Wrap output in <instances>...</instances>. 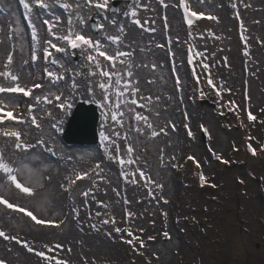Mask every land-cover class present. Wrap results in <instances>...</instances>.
I'll use <instances>...</instances> for the list:
<instances>
[{
  "label": "rangeland",
  "instance_id": "rangeland-1",
  "mask_svg": "<svg viewBox=\"0 0 264 264\" xmlns=\"http://www.w3.org/2000/svg\"><path fill=\"white\" fill-rule=\"evenodd\" d=\"M191 2L201 6L205 15L216 19L223 16L232 21L237 12L235 0ZM133 3L134 0L123 1L124 8L107 13L101 22L124 19L128 24L140 26L130 11ZM151 4L154 18L164 19L161 13L167 7L170 17L169 24L158 22L159 19L150 20L148 24L152 28L151 37L157 40L153 51L154 66L160 72L158 79L163 86L160 102L156 104L165 107L163 113L155 115V128L148 138L158 142L153 148L154 157L160 154L158 159L154 158L158 163H143L129 179L126 178L129 160L122 164V159L105 147L100 135L98 147L67 146L60 140L59 135L75 102L84 100L97 104L95 95L87 83L83 84L82 92H72L76 81L64 71L69 68L68 63L77 67L80 60L75 63L73 58L68 61L62 57L64 54H57L49 69H30L35 66L34 61L40 62L39 53L45 46L34 52L32 28L15 14L9 33L24 56V67L29 63L30 68L27 75L23 73L19 90L5 92L16 98L15 103L0 100V104L14 115L4 131L21 133L26 142L34 143L35 148L38 141L47 142L53 150L36 148L32 151L33 156L29 154L15 162L17 175H14L19 186L36 197L34 202H22L24 207L34 211V223L26 217L18 218L8 210L0 212L3 218H0L1 263L34 264V259L37 264H264V162L250 169L245 162L237 160L238 139L229 135L228 126L218 123L214 113L199 110V105L209 108L213 105L204 99L194 100L191 95L190 79L183 61V39L173 15L175 0H151ZM263 6L264 0H251L253 19L260 20L259 16H264ZM86 26L92 39L102 30V24H95L96 31L92 30L90 20ZM263 33L264 20L254 29L251 40L261 38ZM59 39L56 37L52 43L57 45ZM103 45L109 47L106 41ZM49 46L50 43L46 48ZM253 56L254 63L249 69L251 94L258 92L260 100L252 97L248 105L249 113L257 118L264 106L260 89L264 85V41L254 49ZM224 68L217 79L224 93L229 95L245 69H241L240 64L238 74L228 76ZM32 87L37 89V97L23 99L21 92ZM62 91L67 94V103L60 105ZM95 91L98 93L100 89L95 88ZM199 121L205 125L203 129H207L208 134L200 131ZM126 133L128 141L134 139L130 129ZM258 135H262L261 130ZM166 138H173L174 152L164 155L160 144ZM254 143L252 145L256 146L264 142ZM182 157H191L199 164L209 186L201 190L196 188L190 172L183 167L185 159ZM66 172L73 175L68 179L71 188L63 194L61 187L54 188L51 182L61 180L55 177L62 178ZM104 186L118 194L116 197L121 204L118 207L117 203L111 204L114 206L103 214L97 189ZM132 189H136L137 194L129 195L131 199L140 196L141 202L134 210L131 208L134 219L140 222L139 226L133 225L134 231L130 234L132 242L136 243L135 251L130 252L131 246L125 248V244L117 241L108 242L102 251L101 243L106 244L102 239V228L110 225L108 228L112 230L109 232L114 234L117 218L119 222H127L131 199L128 197L129 204L124 199ZM33 229L51 234L46 243L37 244L24 234H34ZM164 231L169 233V238H165ZM45 250L56 256L48 257Z\"/></svg>",
  "mask_w": 264,
  "mask_h": 264
},
{
  "label": "bare ground",
  "instance_id": "bare-ground-1",
  "mask_svg": "<svg viewBox=\"0 0 264 264\" xmlns=\"http://www.w3.org/2000/svg\"><path fill=\"white\" fill-rule=\"evenodd\" d=\"M235 2L237 12L232 21L223 16L217 19L214 16L208 17L202 13L201 6L190 0H185V5L194 12L202 13V19L199 22L194 23L190 28H184L177 10V0H175L173 15L179 24L184 44L183 49L185 46H189L193 52V67L197 80L196 84L192 80L189 82L193 99L201 98L212 103V108L199 105V110L214 113L216 119H219L218 123L228 126L229 135L237 138L240 142L237 160L245 162L250 169H253L256 165L264 162V153L259 151L264 143L252 145L255 144V141L264 142V106L260 116L258 115L255 119L254 116L250 117V122L245 121L244 116L248 112V103L252 97L260 100L258 92L251 94L249 69L254 63V49H257L259 44L264 41V33L261 38L251 40L254 29L259 26V22L264 20V16H259L260 20L252 18L251 0H235ZM96 3L103 4L104 9L96 10ZM122 5L120 1L116 5V10L125 7ZM150 7L153 8L151 0H134L130 11L141 25L135 26L132 23V26L124 19L119 21L108 19L101 22L102 18L109 13V0H0V100L15 103L16 98L5 92L19 90L23 84V73L29 72L30 68L29 63H27L28 67H24L26 65L24 56L19 51L18 44L8 29L13 25L15 14H17L22 23L28 24L32 28L31 41L35 53H37L36 49L43 45L46 46L49 43L56 45L52 42L56 37H60L56 48L52 49V56L47 61L48 65L41 62L40 56V62L37 64L34 61L33 65L35 64V66L30 69L35 71L49 69V65L53 64L57 53L64 54L62 57L67 58L68 61L75 55L81 57V63L77 67L68 63L69 68L64 72L76 81L74 85L76 88L72 92L77 94L82 92L84 83H87L93 91L100 111L96 123V135H100L105 147L109 148L116 157L122 159V164H126L129 160L131 165L127 166L128 176L126 178L129 179L134 171L137 173L143 163L147 164L151 161L158 163V160L155 161L154 158L158 159L160 152L154 157L155 150H153L158 142L149 140L148 135L155 128L153 124L155 115L161 111L163 113L165 107L163 104H156L160 102L163 86L158 79L160 72L154 66L153 51L157 40H153L151 37L152 28L148 24L150 20L156 18L153 17ZM166 10H169V7ZM166 10L164 9L161 13L164 19L159 17V20L156 19L158 22L161 20L160 22L169 24L170 17ZM89 19H94V24H102V30L99 35H95L97 36L95 39H92L86 26ZM43 30H46L47 33L42 34ZM74 36L84 37V44L78 51L69 52L66 45ZM104 41L109 43V47L103 45ZM62 44L63 50H61ZM59 50L61 51L57 52ZM93 59L97 60L96 65H93ZM165 60L167 61V56ZM240 64L241 69H245V74L233 87V93L226 95L217 75L223 72L222 67H225L228 76L237 75ZM259 80L262 81V78ZM256 85L259 86V84ZM262 87L260 89L264 96L263 84ZM95 88H99L100 92L97 93ZM27 92L30 93L32 100L38 95V92L33 88L22 91V95ZM66 95L65 92H60V105L67 103ZM231 108L234 109V114L228 115ZM0 109L8 112L11 116L9 121L0 125V212L8 210L18 218L27 216L28 220L33 222L34 218H31V214H34V211L29 207H24L22 202H34L36 197L32 192H25L19 186L14 175H17L15 162L23 157L26 158L29 154L30 157L33 156L32 151L36 148L39 150L40 148L53 149L47 142L40 143L39 141L37 142L38 147L35 148L32 141L26 142L24 136L15 130L5 133L4 127L13 120L14 115L2 104H0ZM59 109L62 112V108ZM176 126L177 129H180V125ZM204 126L202 121L198 122V127L203 128ZM128 129L132 131V138H134L129 141L127 139L129 136L126 133ZM172 130L176 131L174 128ZM260 130L261 136L258 135ZM29 131L26 132L31 134ZM204 132L207 133V129ZM172 139L166 138L161 142L160 150L164 155L166 152H174V146L171 144ZM245 144H248L254 151L253 157L244 152ZM123 159L125 160L123 161ZM232 159L231 156L230 161ZM184 162L185 166L183 165V167H186L190 172L189 175L195 178V173L199 170L196 162L190 157ZM72 175L71 172H66L62 178L55 177L61 180L51 183L54 188L61 187L64 194L71 188L68 179H71ZM204 185L208 186L207 182ZM105 186L97 189L98 197L103 205L101 212L103 214L108 208L111 209L114 206L111 204L117 203V207L121 204L120 199L117 200L116 197L118 194L113 193ZM116 189L118 192L117 187ZM133 194H137L136 189L128 191L127 197L124 199L126 204H129V198L131 199L129 195ZM139 199L140 196L130 200L127 222H119L117 218L114 234L109 232L112 230V228H108L110 225L103 226L104 238L102 239L106 244L101 243L102 251L106 249L108 242L117 241L119 244H125L131 241L129 251L134 253L136 243L132 242L130 234L131 231H134L133 225L139 226L140 222L134 219L135 215L133 216L131 208L134 210L141 203ZM121 211L122 208L119 215ZM142 211H145V206H142ZM120 221L122 220L120 219ZM33 231H35L34 234L25 232L24 234L40 245L46 243L47 236L51 235L43 232L42 229H33ZM65 244H69V242ZM15 250L17 251V249ZM40 250L44 251V249ZM45 254L48 257L56 256L46 250ZM25 260L30 261L29 258H25ZM32 260L34 264H37L34 259Z\"/></svg>",
  "mask_w": 264,
  "mask_h": 264
},
{
  "label": "water",
  "instance_id": "water-1",
  "mask_svg": "<svg viewBox=\"0 0 264 264\" xmlns=\"http://www.w3.org/2000/svg\"><path fill=\"white\" fill-rule=\"evenodd\" d=\"M115 5L111 11H115ZM77 61V58H76ZM98 120L97 105L85 101H77L69 116L63 139L66 143H87L93 144L97 141L96 123Z\"/></svg>",
  "mask_w": 264,
  "mask_h": 264
},
{
  "label": "snow or ice",
  "instance_id": "snow-or-ice-1",
  "mask_svg": "<svg viewBox=\"0 0 264 264\" xmlns=\"http://www.w3.org/2000/svg\"><path fill=\"white\" fill-rule=\"evenodd\" d=\"M253 118L255 119V117H253ZM253 154H255V153L253 152ZM217 159H219L218 156H217ZM225 163H226V161H225ZM206 182H207V181H206L205 176H204L203 174H201V175H200V183H201V186H203ZM164 202L167 203L166 200H165ZM163 215H164V217H165V219H166L167 214L164 213ZM163 234H164L165 238H169V233H168L167 231H164Z\"/></svg>",
  "mask_w": 264,
  "mask_h": 264
}]
</instances>
